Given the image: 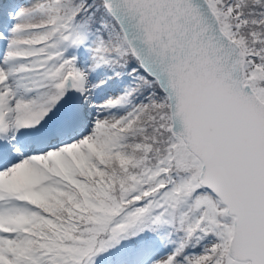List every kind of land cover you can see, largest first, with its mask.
I'll list each match as a JSON object with an SVG mask.
<instances>
[{
    "label": "snow or ice",
    "instance_id": "6c2138e0",
    "mask_svg": "<svg viewBox=\"0 0 264 264\" xmlns=\"http://www.w3.org/2000/svg\"><path fill=\"white\" fill-rule=\"evenodd\" d=\"M0 264H264V0H0Z\"/></svg>",
    "mask_w": 264,
    "mask_h": 264
}]
</instances>
